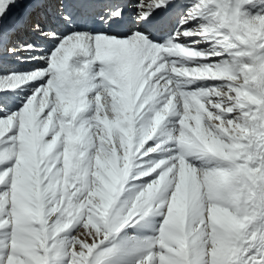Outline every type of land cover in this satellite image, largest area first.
<instances>
[{
	"label": "snow or ice",
	"instance_id": "obj_1",
	"mask_svg": "<svg viewBox=\"0 0 264 264\" xmlns=\"http://www.w3.org/2000/svg\"><path fill=\"white\" fill-rule=\"evenodd\" d=\"M0 264H264V0H0Z\"/></svg>",
	"mask_w": 264,
	"mask_h": 264
}]
</instances>
